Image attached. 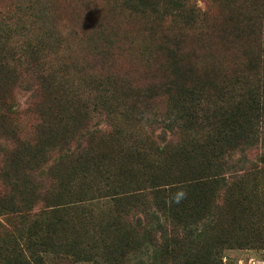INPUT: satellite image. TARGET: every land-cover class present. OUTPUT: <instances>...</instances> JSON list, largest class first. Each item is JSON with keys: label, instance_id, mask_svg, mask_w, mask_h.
I'll return each instance as SVG.
<instances>
[{"label": "trees", "instance_id": "obj_1", "mask_svg": "<svg viewBox=\"0 0 264 264\" xmlns=\"http://www.w3.org/2000/svg\"><path fill=\"white\" fill-rule=\"evenodd\" d=\"M203 1L204 10L197 0H122L167 24L160 37L173 56L169 66L152 75L156 82L144 91L135 86L123 102L91 77L86 99L71 111L51 98L57 80L44 64L9 66L7 77L31 92L35 113L62 126H41L30 140L5 123L0 216L19 220L38 203L49 209L66 205L90 235L85 241L83 227L70 226L61 230V241L49 236L39 243L26 231L25 248L17 243L0 248V264H46L49 249L64 264H100V259L130 264V253L147 244L163 249L160 264H192V256L198 264H219L222 243L245 244L226 238L227 233L238 230L248 238L262 233L257 223L251 226L250 216L260 214V195L248 180H256L264 167L247 157L264 149V40L256 37L252 47L247 42L242 48L251 53L236 63L242 68L239 76L236 69H196L184 46L188 31L196 34L192 29L207 21L214 5L235 2ZM255 8L243 10L245 27L254 31L260 24ZM234 29L243 35V28ZM215 35L201 40L224 48L228 31ZM107 49L99 47L98 54L105 57ZM8 54L5 50L6 61ZM93 113L103 118V129L92 128ZM157 129L169 133L166 142H157ZM93 193L109 197L113 208L92 213L86 202Z\"/></svg>", "mask_w": 264, "mask_h": 264}, {"label": "rangeland", "instance_id": "obj_2", "mask_svg": "<svg viewBox=\"0 0 264 264\" xmlns=\"http://www.w3.org/2000/svg\"><path fill=\"white\" fill-rule=\"evenodd\" d=\"M234 1L231 6L224 3L214 5L208 11L207 21L192 29L196 34L188 31L189 36L184 46L191 51L196 69H236L239 76L242 68L236 63L240 59L244 60V57L250 58L251 53L242 48L247 42L248 45L253 43L256 37L264 40V0ZM197 4L202 10L206 8L203 0H197ZM250 5H256L254 11L258 14L257 19L260 18L255 31L254 27L246 28L249 21L243 20V10ZM165 26L166 23L158 22L150 15L135 12L124 5L122 0H0V168L4 143L2 134L6 122L16 129L17 135L22 139L30 140L37 138L41 126L48 129L62 126H58L59 121L52 124L48 116L40 118L35 113L29 100L31 92L14 78L7 77L9 66L35 60L34 63L44 64L47 72L60 84L58 86L56 82L51 98L55 96L71 111L75 107L80 108V98L86 99L88 87L85 85L91 77L102 87L113 89L112 93L123 102V98L131 93L129 90H134L135 86L143 91L148 89L150 82L157 80L152 75L171 64L170 58L173 56L167 52L160 37ZM236 26L244 29L242 36L235 34L239 33L234 29ZM224 30L230 34L227 44L223 42L224 48L220 42L210 47L205 40H201L206 37L208 39L210 34H217L216 37L222 35ZM246 34L248 39H242ZM99 47L108 48L109 54L102 57L98 54ZM5 50L10 52L7 61L4 58ZM93 114L92 128L103 129V118ZM169 136L164 129H157L154 134L160 144L166 142ZM247 159L264 167V149ZM246 164L248 165L247 162ZM258 175L256 180H248V184L260 195V214L258 219L253 215L250 218L251 226L257 223L256 226H260L262 233L252 238L238 230L235 231L236 235L227 233L226 238L243 240L245 244L239 245V241H235V245H231L229 240L222 243L219 264H264V172ZM2 183L0 172V191ZM91 197L86 204L92 209V213L101 214L113 208L109 197L97 193L91 194ZM0 223V248L11 247L14 243L25 248L26 231L30 233L31 240L39 243L49 236L61 241V230L70 226L76 227L77 231H81L83 227L85 241L90 235L89 227L78 220L75 211L66 209V205L49 209L47 205L38 203L29 216L19 220H7L0 216ZM162 251L163 249L156 250L149 244L143 245L130 253V264H160L159 254ZM155 255L158 258L156 260ZM44 256L46 264H64L59 261V255L53 249L46 251ZM189 260L195 261L192 264H198L196 256ZM100 261V264L111 263L110 260ZM71 264L94 263L83 260L73 261Z\"/></svg>", "mask_w": 264, "mask_h": 264}]
</instances>
